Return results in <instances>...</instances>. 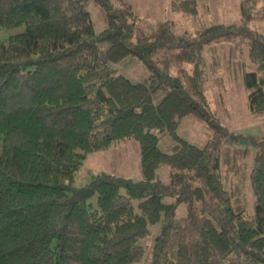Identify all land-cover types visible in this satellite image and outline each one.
<instances>
[{"label": "trees", "instance_id": "obj_1", "mask_svg": "<svg viewBox=\"0 0 264 264\" xmlns=\"http://www.w3.org/2000/svg\"><path fill=\"white\" fill-rule=\"evenodd\" d=\"M88 2L104 11L100 32ZM172 2L198 15L197 0ZM254 18L264 21V0H243L238 24L195 34L172 21L147 31L125 0H0V264H135L156 223L148 264H264V134L220 124L205 94L218 64L207 59V69L202 54L227 45L238 59L244 48L248 107L264 117V27L251 28ZM128 57L148 68L146 80L117 74ZM188 115L213 130L203 147L177 133ZM164 134L169 153L158 148ZM126 140L139 145L141 180L98 172L75 187L89 153Z\"/></svg>", "mask_w": 264, "mask_h": 264}, {"label": "rangeland", "instance_id": "obj_2", "mask_svg": "<svg viewBox=\"0 0 264 264\" xmlns=\"http://www.w3.org/2000/svg\"><path fill=\"white\" fill-rule=\"evenodd\" d=\"M132 6L134 14L138 17V24L147 31L154 30L163 21H172L175 32H189L195 34L200 26L212 24H238L240 22V4L243 0H197L198 15L183 13L173 5V0H125ZM259 4V3H258ZM261 6V5H260ZM95 32H100L106 27L104 11L95 3L88 2L86 5ZM257 6L256 10L260 11ZM249 26L254 29H262L264 21L254 18L249 22ZM8 38L7 33L0 31V42ZM209 47L203 50L206 68L207 59L211 65L218 64L215 71H211L207 76L205 84V94L210 104L209 107L215 110L221 125L226 126L234 133L246 136L259 137L264 134V117H255L248 107V90L245 89L241 77L243 73L251 69L248 63L247 53L242 48L241 56L231 58L228 46H215V51L207 52ZM238 63V64H237ZM251 64V65H250ZM239 65V66H237ZM239 67V68H238ZM246 70H245V69ZM239 69V70H237ZM116 72L136 83L146 80L150 72L142 61L135 57H128L116 63ZM232 77L229 82L225 79ZM177 133L188 142L203 147L213 137L212 128L204 121L193 115H188L180 119ZM174 140L167 134L160 135L158 148L162 152L169 153L172 150ZM249 148V147H248ZM252 151L251 148H249ZM249 151V150H248ZM105 172L117 178H131L133 181L142 179L139 145L134 140L119 141L110 147L91 152L87 155L79 170L74 175L75 187L85 185L91 173ZM157 177L163 185H168L169 167L161 166L157 170ZM244 196L243 204L248 214L254 213L253 194L249 185L242 191ZM163 201H172V197L166 196ZM186 214L185 204L176 206L175 216L182 217ZM160 223L150 227L148 239L142 242L145 246L144 258L135 264H148L149 246L153 237L159 231Z\"/></svg>", "mask_w": 264, "mask_h": 264}]
</instances>
